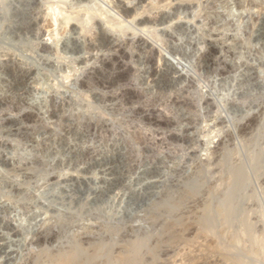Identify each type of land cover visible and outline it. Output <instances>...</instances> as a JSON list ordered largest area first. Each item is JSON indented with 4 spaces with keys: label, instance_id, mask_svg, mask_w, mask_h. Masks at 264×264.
<instances>
[{
    "label": "rangeland",
    "instance_id": "374dc122",
    "mask_svg": "<svg viewBox=\"0 0 264 264\" xmlns=\"http://www.w3.org/2000/svg\"><path fill=\"white\" fill-rule=\"evenodd\" d=\"M152 1L0 0V264H31L45 247L61 246L64 238L55 242L53 236L61 228L54 222L63 218H75L66 224L80 239L86 229L96 233L108 224L130 237L156 205L195 178L202 195L179 209L190 224L181 232L183 242L162 245L156 264H264V170L256 171L263 159L252 170L248 148L251 132H264V10L251 7L244 17L227 21L223 0H201L200 7L191 0ZM207 12H213L209 19ZM75 13L81 19L75 21ZM85 14L93 17L90 32ZM223 21L238 22L239 38L250 39L236 70L231 69L234 28H223ZM116 25L128 31L118 32ZM52 151H60L59 157L50 158ZM227 160L233 165L241 160L248 182L252 179L247 188L257 193L246 188L243 194L263 205L248 196L245 206L258 230L249 240L261 242L259 258L249 259L252 253L243 247L249 240L230 246L219 228L197 232L195 217L205 199H211L213 211L227 189Z\"/></svg>",
    "mask_w": 264,
    "mask_h": 264
},
{
    "label": "bare ground",
    "instance_id": "6f19581e",
    "mask_svg": "<svg viewBox=\"0 0 264 264\" xmlns=\"http://www.w3.org/2000/svg\"><path fill=\"white\" fill-rule=\"evenodd\" d=\"M84 1V0H83ZM120 1V0H119ZM126 1V0H125ZM152 1V0H151ZM154 1V0H153ZM153 1H152V3H153ZM157 1V0H156ZM167 1V0H166ZM186 1H188V0H186ZM190 1V0H189ZM192 2H193V4L194 3H196V4H198V6L200 7V1L201 0H191ZM207 1V0H206ZM124 2V1H123ZM142 2V1H141ZM172 2V1H171ZM128 3V2H127ZM139 3V2H138ZM151 3V4H152ZM161 2H157L156 4H160ZM213 3V2H212ZM221 3H222V1H221ZM126 4V3H125ZM130 4V3H129ZM142 4V3H141ZM150 4V3H149ZM163 4H165L164 2L162 3V5ZM202 4V3H201ZM128 5V4H127ZM148 5V4H147ZM155 4H153V5H151V6H154ZM161 5V4H160ZM167 5H170V4H166L165 6H167ZM189 5L191 6V3H189ZM223 6H221V7H223L224 8V12H225V17H227L225 20H227L228 18H230V17H233L234 15L236 16V18H241V17H244V15H245V13H247V11H249L248 9H250L251 10V7H255V8H260L261 10H264V0H223V4H222ZM116 6V5H115ZM138 6V5H137ZM150 6V5H149ZM149 6H147V9H148V7ZM156 6V5H155ZM143 7V6H142ZM163 7H164V5H163ZM168 7V6H167ZM196 7H197V5H196ZM221 7H219V8H221ZM52 8V7H51ZM88 8V7H87ZM92 8V7H91ZM122 8H123V6H122ZM127 8H129V7H127ZM138 8V7H137ZM146 8V7H145ZM150 8V7H149ZM162 8V7H161ZM211 8V7H210ZM101 9V8H100ZM118 9V8H117ZM116 9V10H117ZM134 9V8H133ZM153 10H154V7L152 8ZM158 9V8H157ZM191 9V8H190ZM198 9V8H197ZM200 9V8H199ZM206 9V8H205ZM204 9V10H205ZM213 9V8H212ZM216 9V8H215ZM83 10V9H82ZM85 11H83V12H86L87 10L86 9H84ZM92 10V9H91ZM98 10V9H97ZM139 10H140V8H139ZM156 10V9H155ZM176 10V9H175ZM201 10V9H200ZM257 10V9H256ZM93 11H94V9H93ZM107 11V10H106ZM106 11H105V13H106ZM125 10H123V12H124ZM133 11V10H132ZM197 10H195V12H196ZM202 11H203V9H202ZM202 11H201V13H202ZM222 11V10H221ZM78 12H82V11H78ZM98 12V11H97ZM96 12V13H97ZM101 12V11H100ZM121 12V11H120ZM128 12V11H127ZM143 12H149V11H147V10H144ZM160 12V11H159ZM176 12V11H175ZM194 12V13H195ZM216 12V11H215ZM90 13L92 14L93 12L92 11H90ZM95 13V12H94ZM93 13V14H94ZM96 13H95V15H96ZM101 13H103V12H101ZM122 13V12H121ZM150 13V12H149ZM157 13V12H156ZM197 13H198V11H197ZM201 13H199L198 15H200ZM204 13V12H203ZM213 12H211V14H212ZM219 13V12H218ZM221 13V12H220ZM236 13V14H235ZM75 14H77V13H75ZM98 14H100V13H98ZM108 14V13H107ZM106 14V15H107ZM130 14V13H129ZM132 14V13H131ZM136 14H137V12H136ZM140 15H141V13H139ZM148 14V13H147ZM151 14V13H150ZM210 13H205V15H206V17L208 18V16H210L211 15ZM251 14V13H250ZM78 15H79V13L77 14V16L75 15V17H76V20L75 21H77L78 20V18H80L81 19V15H80V17H78ZM86 15V14H85ZM90 15V14H89ZM101 15V14H100ZM105 15V16H106ZM109 15V14H108ZM107 15V18H109V17H111V16H108ZM125 15H126V13H125ZM128 15V14H127ZM133 15V14H132ZM131 15V16H132ZM135 15V14H134ZM144 15V14H143ZM163 15V14H162ZM195 15V14H194ZM193 15V17H195ZM197 15V14H196ZM216 15V14H215ZM221 15H222V13H221ZM87 16V23H88V25H87V27L88 28H86V25H85V21H84V16H82V20L85 22H82V20H80L79 19V21L81 22V23H83V25L85 26V28H86V30H88V29H90V26L92 27V23L90 22V21H88L90 18L91 19H93V17H91V15H90V17H88V14L86 15ZM92 16H94V15H92ZM103 16V15H102ZM116 16V15H115ZM114 16V17H115ZM118 16L119 15H117L116 17L118 18ZM128 16H130V15H128ZM137 16H139V15H137ZM147 16H149V15H147ZM154 16V15H153ZM204 15H202L201 17H203ZM224 16H222V17H224ZM253 16V15H252ZM78 17V18H77ZM99 17V16H98ZM127 17V16H126ZM156 17H157V15H156ZM200 17V16H199ZM205 17V16H204ZM212 17V16H211ZM216 17H219V16H215V20H218ZM89 18V19H88ZM102 18V17H101ZM105 18V17H104ZM123 18H124V16H123ZM123 18H121V19H123ZM133 18H136V17H134L133 16ZM164 18H166V17H162L161 19H160V21L162 20V19H164ZM169 18V17H168ZM197 18V17H196ZM248 18H250V17H248ZM67 19H68V21H70L71 19H73L74 20V17H72V18H70V17H68L67 16ZM66 19V20H67ZM98 19V18H97ZM103 19V18H102ZM106 19V18H105ZM119 19V18H118ZM143 19V18H142ZM149 19V18H148ZM195 19V18H194ZM209 19V18H208ZM222 19V18H221ZM250 19H252V17L250 18ZM65 20V21H66ZM114 20V19H113ZM141 20V19H140ZM144 20V19H143ZM146 20V19H145ZM152 20V19H151ZM154 21H155V19H153ZM157 20V19H156ZM202 20V19H201ZM203 20H205V19H203ZM220 20V19H219ZM231 20H232V18H231ZM238 20V19H237ZM249 20V19H248ZM68 21H66V22H68ZM78 21V22H79ZM92 21H95V20H92ZM107 21V20H106ZM108 21H110V20H108ZM117 21H119V20H117ZM132 21H134V20H132ZM158 21V20H157ZM156 21V22H157ZM228 21V20H227ZM227 21H223V23H222V26H223V28H226L227 29V27H233L234 28V32H235V35H233V36H230V39H231V42H233L234 43V46L232 47V62H231V65H232V67H231V69L232 68H235V70H236V67H239V65H240V63L242 62V60L246 57V52H245V48L247 47V45L250 43V42H248V40H250V39H248V37L246 38V39H243L242 38V40H241V37L239 38V36H238V32H239V26L237 25V24H239L238 22H237V24H230L229 22H227ZM99 22V21H98ZM124 22V21H123ZM139 22V21H138ZM215 22V21H214ZM222 22V21H221ZM235 22V21H234ZM233 22V23H234ZM242 22V21H241ZM251 22V21H250ZM89 23H91L90 24V26H89ZM102 23V22H101ZM108 23V22H107ZM121 23V22H120ZM149 23V22H148ZM150 23H151V21H150ZM159 23V22H158ZM158 23H157V25H158ZM253 23V22H252ZM110 24H113V22L112 23H110ZM114 24H117V23H115L114 22ZM119 24V23H118ZM82 25V24H81ZM95 25V24H94ZM105 25H107V24H105ZM147 25V24H146ZM211 25H212V23H211ZM221 25V24H220ZM249 25V24H248ZM84 26H81V27H84ZM109 26V25H108ZM113 26L114 25H112L111 27L113 28ZM118 25H116V27H117ZM123 26H125V25H123ZM140 26H142V25H140ZM254 26V25H253ZM252 26V27H253ZM80 27V28H81ZM96 27V26H95ZM100 27V26H99ZM99 27H98V29H99ZM107 27V26H106ZM115 27V26H114ZM251 27V28H252ZM85 28H84V30H85ZM93 28V30H94V27H92ZM91 28V29H92ZM105 28V27H104ZM104 28H102V31H104L103 29ZM108 28V27H107ZM118 28V32H124V31H126L127 29H125V27L124 28H122L121 26H119V27H117ZM117 28H114V29H117ZM127 28V27H126ZM143 28V27H142ZM222 28V27H221ZM90 29V30H91ZM120 29V30H119ZM131 29V28H130ZM210 29V28H209ZM214 29H215V25H214ZM250 29V28H249ZM85 30V31H86ZM108 30V29H107ZM107 30H105L106 32H107ZM112 30V29H111ZM220 30V29H219ZM82 31H83V28H82ZM89 31V30H88ZM87 31V32H88ZM115 31V30H114ZM128 31V30H127ZM136 31V30H135ZM208 31V30H207ZM210 31H213V30H210ZM241 31V30H240ZM86 32V33H87ZM90 32V31H89ZM113 32V31H112ZM132 32V31H131ZM206 32V31H205ZM222 32H224V31H222ZM245 32V31H244ZM247 32V31H246ZM245 32V33H246ZM84 33V32H83ZM95 33V32H94ZM99 33V32H98ZM251 33V32H250ZM88 34V33H87ZM89 34H91V33H89ZM106 34V33H105ZM108 34H109V31H108ZM116 34V33H115ZM118 34V33H117ZM116 34V35H117ZM121 34V33H120ZM125 34V33H124ZM84 35H85V33H84ZM93 35V34H92ZM96 35V34H95ZM102 35V34H101ZM104 35V34H103ZM111 35H113L112 33H111ZM155 35V34H154ZM205 35V34H204ZM83 36V35H82ZM115 36V35H114ZM122 37H123V35H121ZM121 36H119V37H121ZM131 36V35H130ZM134 36V35H133ZM150 36H151V34H150ZM246 36V35H245ZM100 37V36H99ZM111 37V36H110ZM148 37V36H147ZM154 37V36H153ZM158 37V36H157ZM204 37H207V36H204ZM210 37V36H209ZM107 38V37H106ZM118 38V37H117ZM212 38V37H211ZM250 38V37H249ZM89 39V38H88ZM92 39V38H91ZM114 39V38H113ZM134 39V38H133ZM132 39V40H133ZM152 39V38H151ZM154 39H156V38H154ZM102 40V39H101ZM106 40V39H105ZM114 40H117V39H114ZM120 40V39H119ZM141 40H143V39H141ZM91 41H95V40H91ZM103 41V40H102ZM110 41V40H109ZM130 41V40H129ZM158 41V40H157ZM157 41H156V43H157ZM162 41L164 42L165 40H163L162 39ZM108 42V41H107ZM113 42H115V41H113ZM112 42V43H113ZM153 42H155L154 40H153ZM159 42V41H158ZM207 42V41H206ZM94 43V42H93ZM124 43V42H123ZM132 43V42H131ZM109 44V43H108ZM117 44V43H116ZM120 44V43H119ZM140 44V43H139ZM156 45V44H155ZM160 45V44H159ZM210 45V44H209ZM250 45V44H249ZM248 45V46H249ZM104 46V45H103ZM112 46V45H111ZM154 46V45H153ZM211 46V45H210ZM95 47V46H94ZM96 47H98V46H96ZM105 48H106V46H104ZM129 47V46H128ZM135 48H137L136 46H134ZM155 47V46H154ZM163 46H161V48H162ZM206 47V46H205ZM133 48V47H132ZM152 48V47H151ZM107 49V48H106ZM109 49V48H108ZM129 49V48H128ZM148 49V48H147ZM157 49V48H156ZM93 50H94V48H93ZM131 50V49H130ZM149 50V49H148ZM154 50H155V48H154ZM231 50V49H230ZM127 51V50H126ZM210 51V50H209ZM212 51H213V49H212ZM216 51V50H215ZM91 52V51H90ZM124 52V51H123ZM129 52V51H128ZM138 52V51H137ZM150 52V51H149ZM207 52V51H206ZM95 52H93V54H94ZM98 52H96V54H97ZM102 53V52H101ZM100 53V54H101ZM115 53V52H114ZM133 53V52H132ZM146 53V52H145ZM87 54H89V53H87ZM92 54V55H93ZM104 54H105V52H104ZM116 54H120V53H116ZM123 54V53H122ZM159 54V53H158ZM99 55V54H98ZM113 55V54H112ZM115 55V54H114ZM125 55V54H124ZM129 55V54H128ZM130 55H132V54H130ZM212 55V54H211ZM94 56V55H93ZM110 56V55H109ZM206 56V55H205ZM210 56V55H209ZM121 57V56H120ZM128 57H131V56H128ZM204 57V56H203ZM208 57V56H207ZM105 58V57H104ZM111 58V57H110ZM127 58V57H126ZM125 58V59H126ZM213 59V58H212ZM215 59V58H214ZM107 60V59H106ZM109 60V59H108ZM98 61V60H97ZM113 61V60H112ZM202 61V60H201ZM106 62V61H105ZM116 62V61H115ZM88 63V62H87ZM96 63V62H95ZM120 63V62H119ZM122 63V62H121ZM89 64V63H88ZM154 64V63H153ZM214 64V63H213ZM105 65V64H104ZM208 65V64H207ZM95 66H97V64L95 65ZM102 67V66H101ZM115 67V66H114ZM219 67V66H218ZM124 68V67H123ZM131 68V67H130ZM264 68V67H263ZM83 69V68H82ZM81 69V70H82ZM91 69V68H90ZM93 69V68H92ZM258 69H260V68H258ZM101 70V69H100ZM113 70H115V69H113ZM129 70V69H128ZM83 71V70H82ZM82 71H81V73H82ZM84 71H85V68H84ZM111 71V70H110ZM157 71V70H156ZM264 71V70H263ZM116 72V71H115ZM77 73H78V71H77ZM90 73V72H89ZM98 73V72H97ZM122 73V72H121ZM76 74V73H75ZM74 74V75H75ZM85 74V73H84ZM123 74V73H122ZM91 75V74H90ZM103 75V74H102ZM127 75V74H126ZM73 76V75H72ZM88 76V75H87ZM123 77V76H122ZM128 77H130V76H128ZM132 78V77H131ZM81 79V78H80ZM80 79H78V80H80ZM129 79V78H128ZM134 79V78H133ZM75 80V79H74ZM82 80V79H81ZM87 80H89V79H87ZM93 80V79H92ZM116 80V79H115ZM83 81H84V79H83ZM123 81V80H122ZM75 82H76V80H75ZM90 82V81H89ZM92 82V81H91ZM99 82V81H98ZM77 83V82H76ZM75 83V84H76ZM88 83V82H87ZM87 83H85V84H87ZM106 83V82H105ZM104 83V84H105ZM116 83V82H115ZM125 83H128V81H126ZM82 84V83H81ZM113 84V83H112ZM130 84V83H129ZM89 85V84H88ZM88 85H87V87H88ZM102 86H103V84H101ZM108 85V84H107ZM123 85V84H122ZM73 86H75V85H73ZM78 86V85H77ZM109 86V85H108ZM124 86V85H123ZM91 87V86H90ZM95 87V86H94ZM97 87V86H96ZM107 87V86H106ZM77 88V87H76ZM78 89V88H77ZM86 90H87V88H85ZM97 89H100V87L99 88H97ZM106 89V88H105ZM263 89H264V87H263ZM90 90V89H89ZM101 90V89H100ZM104 90V89H103ZM123 90V89H122ZM77 91V90H76ZM82 91V90H81ZM88 91V90H87ZM263 92V91H262ZM261 92V93H262ZM89 93V92H88ZM247 93V92H246ZM248 94V93H247ZM260 94V93H259ZM80 95V94H79ZM85 95H87V94H85ZM103 95V94H102ZM243 95V94H242ZM263 95H264V92H263ZM262 95V97H264ZM105 97V96H104ZM124 97V96H123ZM246 97V96H245ZM261 97V98H262ZM87 98V97H86ZM132 98V97H131ZM134 98H136V96L134 97ZM85 99V98H84ZM105 99H107V98H105ZM138 99H139V97H138ZM201 100V99H200ZM213 100H214V98H213ZM243 100H244V98H243ZM97 101V100H96ZM130 101V100H129ZM263 101H264V99H263ZM103 102V101H102ZM131 102V101H130ZM129 102V103H130ZM82 103V102H81ZM79 104V103H78ZM91 104V103H90ZM90 104H88V105H90ZM78 106V105H77ZM81 107H86V105L85 106H81ZM87 108H88V106H87ZM263 109V108H262ZM82 110V109H81ZM84 110V109H83ZM89 110V109H88ZM92 110V109H91ZM264 112V110L262 111V113ZM85 113V112H84ZM87 113H89V112H87ZM86 113V114H87ZM92 113V112H91ZM94 114H96V113H94ZM92 115V114H91ZM100 115V114H99ZM139 115V114H138ZM262 115V114H261ZM264 115V114H263ZM84 117H85V115H84ZM263 117V116H262ZM261 117V118H262ZM79 118H82V116L81 117H78V119ZM87 118V117H86ZM84 119V118H83ZM82 119V120H83ZM92 119V118H91ZM96 119V118H95ZM97 119H99L98 117H97ZM263 119H264V117H263ZM258 120V119H257ZM88 121V120H87ZM144 121V120H143ZM254 121V120H253ZM255 121H256V119H255ZM262 121V120H261ZM260 121V122H261ZM251 123H252V121H250ZM99 123V122H98ZM141 123V122H140ZM167 123V122H166ZM257 123V125L259 126V122H256ZM262 123V122H261ZM261 123H260V125H261ZM86 124H89V123H86ZM96 124V123H95ZM145 124V123H144ZM147 124H149V123H147ZM255 124V122H253V125ZM91 125V124H90ZM257 125H256V128H257ZM264 125V124H263ZM85 127H87V126H85ZM96 127V126H95ZM254 127V126H253ZM260 127V126H259ZM258 127V128H259ZM261 127H264V126H262L261 125ZM91 128V127H90ZM251 128H252V126H251ZM255 128V129H256ZM257 128V129H258ZM254 129V130H255ZM262 129H264V128H262ZM261 129V130H262ZM140 130V129H139ZM253 130V131H254ZM136 131V130H135ZM138 131V130H137ZM256 131L257 130H255L254 132L256 133ZM253 132V133H254ZM258 132L259 133H261V131H260V129L258 130ZM143 133V132H142ZM253 133L251 132V134H252V136H254V138L252 139V140H250L253 144H256V145H254L253 146V144L252 145H250V147L248 146V148H250L249 150L252 152V153H250V157H251V160H252V170H255V168L254 167H256V165L258 164V162L260 161V160H262V164H263V161H264V146H262L261 144L262 143H260V142H263V145H264V141L262 140H260L259 142L257 141V140H259V138L260 139H263L264 138V132H263V136L261 135V134H257L256 133V135H253ZM254 133V134H255ZM133 134V133H132ZM258 135V136H257ZM133 136V135H132ZM252 136H250V138L252 137ZM260 136H262V137H260ZM134 138V137H133ZM143 138V137H142ZM249 138V139H250ZM127 139H128V137H127ZM126 140V139H125ZM138 141V140H137ZM136 141V142H137ZM249 140H246V144H247V142H248ZM126 142V141H125ZM131 142V141H130ZM133 142V141H132ZM251 142L250 143H248V144H251ZM258 143V145L260 144L261 146V148H257V143ZM210 143V142H209ZM208 143V144H209ZM134 144V143H133ZM136 144V143H135ZM139 145V144H138ZM251 146H253V148H254V150H253V148L251 147ZM245 148H247V146L245 147ZM248 148H247V150H248ZM252 149V150H251ZM246 150V149H245ZM247 150H246V154L248 153L247 152ZM248 150V151H249ZM138 151V150H137ZM48 151H45V154L47 153ZM53 152V153H52ZM52 152H49V157L50 158H52V159H56V158H58L59 157V153H60V151H52ZM248 153V154H249ZM232 154V153H231ZM247 154V155H248ZM245 155V154H244ZM225 156H227L228 157V159H229V157L230 156H228L227 155V153L225 154ZM232 156V155H231ZM248 157V156H247ZM224 158V157H223ZM230 159H231V157H230ZM229 159V160H230ZM248 159V158H247ZM222 160V159H221ZM220 160V161H221ZM224 160H226V158L224 159ZM223 160V161H224ZM229 160H227L226 161V163H228V161ZM249 160V159H248ZM251 160H250V162H251ZM222 161V162H223ZM231 161H234L233 159H231ZM239 161V160H238ZM217 163H220L219 161L217 162ZM237 164H235V165H233V164H231L230 162L228 163V166H223V167H226L227 168V173H226V175H228L227 177H228V179H227V185H225V186H227V189H226V191L224 190L222 193V196L221 197H219V199H218V201L215 203V206H214V210L213 211H210V210H212V208L211 209H208V208H210V201H207V200H209V199H205V201L206 202H209V203H207L206 204V202H205V204H204V202H203V205H201V211L197 214V216L195 217L196 219H195V225L197 226V232H199V233H212V230L214 231V229H218V230H222V232L221 231H219V232H221V233H219L220 235H225V234H227V236H225L226 237V239H225V237L224 238H222V236L221 237H219L218 235H216V237L218 236L219 238H222V239H224L223 241H225V243H226V241H228L229 243H231V244H227V245H234V244H239V245H241L240 243H243V241H245L246 240V242L250 239L249 237H251V234L254 232V234H256L257 232H258V230H257V232L255 233V231H254V224H252L251 223V221H249V218H248V215L247 214H249L248 213V210H247V208L245 207L246 206V200H247V198H248V196L249 195H247V197L246 196H244L245 194H243V191L244 192H247L248 191V189L249 188H247L248 187V185H250V187H251V180L248 182V174H246V170L248 171V169H246V167H245V165H244V167H243V165L241 164H239V163H242L241 162V160H240V162H236ZM244 163V162H243ZM260 163V162H259ZM260 163V164H261ZM239 164V165H238ZM245 164H247V163H245ZM254 164V165H253ZM259 164V165H260ZM218 165V164H217ZM220 165V164H219ZM223 165H226V164H223ZM257 166L256 167V171H258L257 170V168L259 169V167H261V169H263L264 170V168H262V166ZM264 165V164H263ZM247 166V165H246ZM254 166V167H253ZM220 167V166H219ZM218 166H217V168H219ZM222 167V166H221ZM245 168V169H244ZM249 168V167H248ZM220 169V168H219ZM223 169H225V168H223ZM251 169V168H250ZM249 169V170H250ZM200 170V169H199ZM221 170H222V168H221ZM251 170V171H252ZM260 170V169H259ZM218 172H219V170H217ZM225 171V170H224ZM224 171L222 172H220V173H222V174H224ZM255 171V172H256ZM262 171V170H261ZM197 172V171H196ZM255 172H254V174H255ZM195 173V172H194ZM251 173V172H250ZM261 173V172H260ZM197 174V173H196ZM198 176H200L199 174H197ZM197 175H195V176H197ZM259 175V174H258ZM194 175H193V177H195ZM224 176H225V174H224ZM211 177H213V176H211ZM201 180H202V176H200L199 177ZM204 178V177H203ZM188 179V178H187ZM191 179H193L192 177H191ZM206 179H208V178H206ZM212 179V178H211ZM196 178H195V180L193 181V180H188V181H191V182H189V183H187V185H186V183H185V187L183 188L182 187V189L180 190V192L179 193H174V194H176V195H174V194H171V196H168V197H165V199L163 200V201H161V203H159V205H156V207L151 211V209H150V214L148 215L149 217H148V219H149V221L147 222L146 221V224H144V225H142V226H139L138 227V229H137V232H133V234H132V236H130V237H125V236H123L122 234H119V230H117V229H120V227L117 225L116 227H118V228H116V227H108V225L107 226H105V225H101V226H103V227H101L102 228V230H100V231H95L96 233H94V232H91L92 230H87L86 229V227H85V229H86V232L85 233H83V234H85L86 235V237L83 239V238H81L80 239V237H81V235H80V233H79V231H77L78 232V234H77V232L76 231H71L70 232V230H72L71 228H68L69 226V222L71 221V220H73V219H75L73 216V218L72 217H69V218H72L70 221H67L66 220V222H67V224H66V222H65V220H64V218H63V220H61V219H59V221H61L62 223H64L63 225H62V223L60 222V224L58 223V222H54V223H56L57 225L56 226H54V227H56V229H57V226L58 225H60L61 226V228H59L58 230H57V233L53 236V239H54V241L55 242H57L59 239L60 240H62L61 238H64V242L63 243H60L59 245H61V246H58V244H57V248L55 249V250H53V251H50V250H47L46 249V247H45V249L47 250V251H45V249L43 250V251H41V249L42 248H40V250H38V253H39V251H41L40 252V254L38 255V253L36 254V255H38L37 257L38 258H35V255L33 256L35 259H33L32 257V259L31 260H33V262L31 261V264H40L39 262H38V259L40 258V256H41V259H39V261L40 262H43L42 261V259L44 260V262L43 263H45V264H156L157 263V261H158V257H159V252H160V249L162 248V245H164V244H170V245H172V246H175V245H178V244H176V243H178V241H179V243H181L180 241H182L183 242V240L181 239V232L182 231H185V230H187V228H189V225L190 224H187L186 223V219H185V217H183L182 216V210H179L183 205H185L186 206V203H189L188 202V200H190L191 201V199L193 198V196H196V195H198V193L199 194H201V191L202 190H200V192L198 191H196V190H199V187H200V185L199 186H197L196 185V183L198 184V182H196ZM199 180V179H198ZM205 179H203V181H204ZM187 181V182H188ZM200 181V180H199ZM203 181H200V182H203ZM207 181V180H206ZM205 182V181H204ZM203 182V183H204ZM203 183L201 184V185H203ZM250 183V184H249ZM200 184V183H199ZM205 184V183H204ZM203 187V186H202ZM198 188V189H197ZM226 188V187H225ZM247 188V189H246ZM180 189V188H179ZM244 189H246L247 191H245ZM175 190V189H174ZM249 190H252V188H250ZM169 191V190H168ZM253 191V190H252ZM251 191V193L252 194H254L253 192ZM197 192V193H196ZM249 192V191H248ZM172 193V192H171ZM166 194V193H165ZM165 194H164V196H165ZM196 194V195H195ZM250 194V193H249ZM255 194H257V193H255ZM168 195H170V194H168ZM202 195V194H201ZM263 195H264V193H263ZM167 196V195H166ZM257 196V195H256ZM214 197V196H213ZM216 197V196H215ZM251 197H253L252 195H251ZM250 196H249V199L251 198ZM197 198V197H196ZM253 198H256V199H254V201L255 200H257V197H253ZM253 198H251L250 200H252ZM192 200H194V199H192ZM211 200V199H210ZM249 200V201H250ZM212 201H216L215 200V198H214V200L212 199ZM257 201H259V200H257ZM193 202V201H192ZM214 202H213V204H214ZM252 203H253V201H251ZM196 203V202H195ZM251 203V204H252ZM256 203L258 204V207H260L261 205H259V203L258 202H254V204L256 205ZM192 204V203H191ZM202 204V203H201ZM212 204V205H213ZM247 204H248V202H247ZM194 205V204H193ZM196 205V204H195ZM255 205H253V206H255ZM185 206H183V207H185ZM197 206V205H196ZM182 207V208H183ZM195 207V206H194ZM256 207V206H255ZM257 207V208H258ZM262 207H263V205H262ZM97 208V207H96ZM181 208V209H182ZM248 208H250V207H248ZM98 209V208H97ZM185 209V208H184ZM260 209H262V208H260ZM260 209H259V211H260ZM191 211V210H190ZM251 211H253V210H251ZM99 212V214H101L100 213V210L98 211ZM103 212V211H102ZM262 212V214H263V211H261ZM212 213V214H211ZM252 213H254V212H252ZM72 214V213H71ZM256 214V213H255ZM69 215V214H68ZM259 215V214H258ZM71 216V215H70ZM100 216H103V215H100ZM184 216H185V214H184ZM61 218V217H60ZM66 218H67V216H66ZM95 219V218H94ZM147 220V219H146ZM54 221H56V220H54ZM64 221V222H63ZM73 223H74V221H73ZM77 223V222H76ZM75 223V224H76ZM103 223V222H102ZM101 223V224H102ZM66 224V225H65ZM72 223H70V227L72 226L73 227V225H71ZM104 224V223H103ZM263 226V225H262ZM262 226H260V227H262ZM54 227H52V228H54ZM89 227V226H88ZM52 228H49L50 230L52 229ZM70 229V230H69ZM89 229V228H88ZM262 229V228H261ZM264 229V228H263ZM256 230V229H255ZM119 231V232H118ZM53 232V231H52ZM215 232V231H214ZM261 232V231H260ZM51 233V232H50ZM47 234V233H46ZM52 234V233H51ZM48 235V234H47ZM51 236V235H50ZM173 236V237H172ZM170 237H172V239H168V238H170ZM242 237H245L246 239H243ZM46 238V237H45ZM255 237H253L252 239H254ZM256 238H259L257 235H256ZM166 239V240H165ZM217 239V238H216ZM222 239H220L219 241H221ZM228 239V240H227ZM42 240V239H41ZM51 240V239H50ZM218 240V239H217ZM216 240V241H217ZM243 240V241H242ZM257 240V239H256ZM259 240V239H258ZM218 241V242H219ZM223 241H221L220 243L221 244H223L222 242ZM260 241V240H259ZM38 242H39V240H38ZM249 242H251V244H249ZM41 243V242H40ZM59 243V242H58ZM36 244V243H35ZM55 244V243H54ZM255 244V245H254ZM259 244L261 245V242L260 243H257V241H255V239L254 240H249L247 243H245L244 245H243V247H244V249H246L245 251L247 252L248 251V253H247V255L248 254H250V253H252L251 255H250V258H249V256L248 257H246V255H245V257L246 258H249V259H251V258H253V257H251L253 254H255L258 258H259V256H261V254L259 255V253H260V251H261V249L259 248ZM39 245V244H38ZM46 245V244H45ZM51 245V244H50ZM220 245V244H219ZM238 245V246H239ZM247 245V246H246ZM249 245V246H248ZM257 245V246H256ZM41 246V245H40ZM171 246V247H172ZM33 247V246H32ZM49 247V246H48ZM170 247V246H169ZM240 247V246H239ZM242 246H241V248H243ZM260 249V251L258 250V248ZM260 247H262V245L260 246ZM50 248H52V245L50 246ZM50 248H48V249H50ZM53 248H54V246H53ZM38 249V248H37ZM241 254H243V253H241ZM244 254H245V252H244ZM242 255H240V257H241ZM254 256V255H253ZM242 257H244V256H242ZM237 261H240V259L238 260L237 259ZM42 263V264H43Z\"/></svg>",
    "mask_w": 264,
    "mask_h": 264
},
{
    "label": "water",
    "instance_id": "95a60500",
    "mask_svg": "<svg viewBox=\"0 0 264 264\" xmlns=\"http://www.w3.org/2000/svg\"><path fill=\"white\" fill-rule=\"evenodd\" d=\"M173 237V236H172ZM172 237L168 238V239H172ZM166 240V239H165Z\"/></svg>",
    "mask_w": 264,
    "mask_h": 264
}]
</instances>
